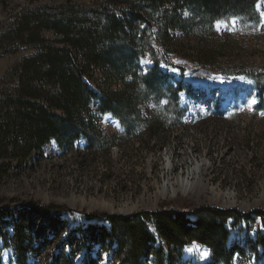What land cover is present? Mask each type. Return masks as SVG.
Returning a JSON list of instances; mask_svg holds the SVG:
<instances>
[{"label": "rangeland", "instance_id": "374dc122", "mask_svg": "<svg viewBox=\"0 0 264 264\" xmlns=\"http://www.w3.org/2000/svg\"><path fill=\"white\" fill-rule=\"evenodd\" d=\"M30 4L31 0H0V24L6 25L10 16ZM256 10L260 24L242 17L225 18L202 35L175 33L179 46L169 54L171 64L163 70L188 88L194 80L209 82L208 89L195 96L181 94L179 105L185 115L180 124L173 113H164L169 102L142 103L146 123L128 136L117 119L99 115L96 103H91L89 108L92 105L94 110L92 116L87 112L89 119L108 141L102 148L89 146V138L81 135L71 148L51 139L41 153L33 152L25 163H14L10 169L0 161V206L4 212L12 211L0 219V264H118L116 243L108 248L110 241L102 245L90 234L95 226L110 229L98 216L186 212L196 221L193 213L204 206L241 214L227 218L224 225L229 233L226 247L234 249L227 264H264L263 250L255 247L264 234V88L237 74L249 68L264 73V0ZM152 30L158 36V28ZM192 48L206 50L202 55ZM147 50L141 59L143 68L151 65V49ZM32 51L22 47L18 53L1 54L0 49V79L6 80L14 63ZM93 73L94 82L89 84L106 88L101 73ZM202 162L208 167L207 189L200 195L196 190L188 194L190 185L181 184L182 176ZM224 193L249 206L220 201L217 197ZM86 214L96 218L88 219ZM156 242L144 264H161L159 242L170 251L171 264L213 262L211 250L195 240L179 251L167 242Z\"/></svg>", "mask_w": 264, "mask_h": 264}, {"label": "trees", "instance_id": "16d2710c", "mask_svg": "<svg viewBox=\"0 0 264 264\" xmlns=\"http://www.w3.org/2000/svg\"><path fill=\"white\" fill-rule=\"evenodd\" d=\"M39 1L43 0H31L9 17V23L0 24L1 54H15L22 47L33 50L14 63L6 80L0 79V161L8 169L14 163H25L33 152L41 153L51 139L71 148L82 135L89 138V146L93 143L102 148L108 141L94 119H89L87 112L92 116L94 110L92 105L89 108L91 103H96L99 115L110 114L117 119L128 136L146 123L142 103L169 102L164 113H173L176 124H180L183 112L179 94L185 86L181 81L172 82L161 69L170 64L169 54L179 46L175 33L202 35L225 18L260 22L256 10L259 0H59L34 4ZM153 26L158 28V36ZM148 48L152 65L143 68L141 59ZM192 49L202 55L206 50ZM97 70L107 82L106 88L101 85L98 90L89 84ZM237 74L264 87L261 69H242ZM119 86L124 88L115 90ZM6 212L0 206V219L12 211ZM54 212L50 214L56 215ZM193 215L196 221L186 212L103 214L98 218L110 229L95 226L90 234L99 238L98 243L110 241L108 248L116 243L118 264H144L157 239L176 251L195 240L211 250L212 264L231 261L234 249L226 247L229 233L224 225L227 218L241 214L204 206ZM255 247H261L264 255V234L257 238ZM165 248L159 242L156 251L162 253L161 264H171L170 251Z\"/></svg>", "mask_w": 264, "mask_h": 264}, {"label": "bare ground", "instance_id": "6f19581e", "mask_svg": "<svg viewBox=\"0 0 264 264\" xmlns=\"http://www.w3.org/2000/svg\"><path fill=\"white\" fill-rule=\"evenodd\" d=\"M206 165H207L206 162L198 163L193 167L192 170L188 171V174L186 176H182V180H181L182 183L181 184L190 185V188L188 186L186 187V189L189 188L188 194H191L192 191L196 190V191H198V194L200 195L207 189L208 183L205 181L206 180L205 179V172H206L208 167ZM164 185L167 186L169 184L164 183ZM217 198L223 202L226 200L225 202L226 203L228 202L232 206L235 205L237 207H243V208H247L249 206L247 203H244V202L237 203L234 200L232 193L220 194Z\"/></svg>", "mask_w": 264, "mask_h": 264}, {"label": "snow or ice", "instance_id": "6c2138e0", "mask_svg": "<svg viewBox=\"0 0 264 264\" xmlns=\"http://www.w3.org/2000/svg\"><path fill=\"white\" fill-rule=\"evenodd\" d=\"M234 22V21H233ZM205 255H206V253H205Z\"/></svg>", "mask_w": 264, "mask_h": 264}]
</instances>
